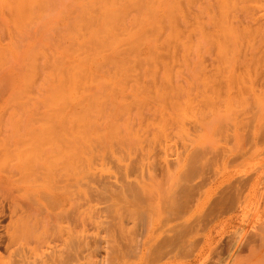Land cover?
Here are the masks:
<instances>
[{"label": "rangeland", "instance_id": "obj_1", "mask_svg": "<svg viewBox=\"0 0 264 264\" xmlns=\"http://www.w3.org/2000/svg\"><path fill=\"white\" fill-rule=\"evenodd\" d=\"M213 1L0 0V264H252L264 40L242 37L264 32V0L229 20L228 64L249 74L244 147L215 137L223 96L201 108L218 67ZM49 131L77 161L31 177L24 142Z\"/></svg>", "mask_w": 264, "mask_h": 264}, {"label": "bare ground", "instance_id": "obj_2", "mask_svg": "<svg viewBox=\"0 0 264 264\" xmlns=\"http://www.w3.org/2000/svg\"><path fill=\"white\" fill-rule=\"evenodd\" d=\"M248 2L249 5L247 7ZM189 3H193V0H189ZM213 7L216 8L214 11L216 14V36L213 39L217 44L216 53L218 67L211 75L209 73H203L201 81L203 91H211L213 97L205 96L206 92L204 95L202 94L201 108L204 111L203 114H205L207 108L210 110L209 113L221 110L223 104L220 103V101H222L220 100V96H223L222 98L226 100V104L224 105L226 117L220 122L215 137L218 140H228V136H230L229 133H231V138H229L231 141H234L235 145L239 143L243 144V140L249 144V133L247 130L250 125V121L247 117L249 114V101L246 97L247 94H249V74L235 72L236 66L230 67L227 55L235 51L234 42L237 40L229 31L230 18L234 15L249 16L250 18L256 7H258L257 0H214ZM201 10L202 9L199 8V15L200 12H202ZM105 16L107 19H112L113 17L110 11H107ZM86 24L87 22H85L84 25ZM242 38H244V40L246 38L248 43H251L252 40L263 41L264 32L261 28L252 31L249 30V34ZM242 115L243 120L237 121L238 117ZM225 133H228V136ZM58 137L56 133L49 131L47 134L44 133L39 136L31 137L25 141L26 143L24 142L23 148L26 149L29 154L25 157H20V159L21 163H24L23 167L28 173L30 169H32L34 173L36 170H41L40 173L46 172V174L50 176L63 177L66 176L68 172L72 171L74 168L73 164L77 161V159H75V150L71 146L66 147L62 145V141ZM230 140H228V142ZM246 144L244 143L242 146L244 147ZM234 154L237 155L238 150L234 151ZM37 173L36 175L38 176ZM43 173L39 176H42ZM26 176L27 174H24V177ZM44 176L46 177V175ZM50 176H48L49 178L44 177V180L48 179L47 182H49ZM254 224L257 225L256 223ZM250 235L251 238L249 242L253 243L250 248V255L253 256L252 264H264V232L260 236L258 235L260 241L258 240L257 233H251Z\"/></svg>", "mask_w": 264, "mask_h": 264}]
</instances>
